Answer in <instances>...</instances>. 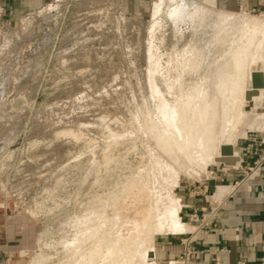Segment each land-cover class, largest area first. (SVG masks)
<instances>
[{"label": "rangeland", "instance_id": "1", "mask_svg": "<svg viewBox=\"0 0 264 264\" xmlns=\"http://www.w3.org/2000/svg\"><path fill=\"white\" fill-rule=\"evenodd\" d=\"M169 1L52 0L0 21V264H136L145 255L152 264L165 239L181 243L177 261L184 264L192 248L184 240L217 215L211 178L226 162L199 177L159 141L183 136L186 95L207 89L226 62L219 34L231 28L218 23L217 9L243 12L225 15L238 22L264 17V0H217L214 17H202L212 10L207 2L180 16L173 10L187 2ZM236 100L231 120L254 111V99L240 107ZM244 146L264 151V130L239 140L237 153ZM245 165L233 170L242 185ZM187 200L200 209L185 213ZM182 222L195 229L184 233ZM111 247L113 255L104 257Z\"/></svg>", "mask_w": 264, "mask_h": 264}, {"label": "bare ground", "instance_id": "2", "mask_svg": "<svg viewBox=\"0 0 264 264\" xmlns=\"http://www.w3.org/2000/svg\"><path fill=\"white\" fill-rule=\"evenodd\" d=\"M163 1H165V0H163ZM185 1L187 2V4L184 5V8L182 7L184 10H182L181 8L180 9L178 8L177 11H175V10L172 9L173 7L171 8V10L176 12L175 13L176 15H177V13L179 15H180V13H181V15H182V13H184L183 15L185 16V15H187L188 11H189L190 14L192 13V11H190L191 7L197 8L198 7L197 6L198 3L207 2L209 5H211L212 10L211 9H209V10L201 9V11L203 10L202 17L203 16L205 17V15H206L205 13H208L209 11H210V14H212L211 17H214V13L215 12L213 13L212 11H213V8H214V11L217 9V8H215L216 5H217V0H196V1L195 0H185ZM91 2H93V1H91ZM167 3H168V1H167ZM164 4H166V2ZM156 5L159 6V7H157V6L156 7L158 8V10H160L159 8H161V7H160L159 3L156 4ZM179 6H181V3H180ZM179 6H177V7H179ZM199 7H201V6H199ZM202 7H204V6L202 5ZM157 8L154 11H157ZM175 8L176 7H174V9ZM197 9H199V8H197ZM171 10H169V11L171 12ZM217 11L219 12V14L216 13L215 15L218 16V19H219L218 23L221 22V23H223V26H224V24H226V27L229 26L231 28V30H230L231 32L230 31L227 32L228 35L227 34L221 35L223 33V31H224L223 29H221V30H223V31H221L222 33L218 31V34L221 33L219 35L221 37L223 36L220 39L221 40L220 44H221V46H225L226 47V53L224 52L225 51L224 50L223 53H225V54H224V56H223V58L221 60L222 61H226V62H224V64H223L219 60V62H221V64H223V65L220 64L221 66L219 65L220 66L219 68L221 69L220 70V74H219V76H215V74H214V76L211 77V81L207 80L209 78L206 79V81H210L209 82V87L207 89L199 90L198 87L200 85L197 88L194 86L196 88V90L192 94L186 95L187 96V97H185L186 98V101H185L186 112L184 111L185 113H184V132H183L184 134H183V136L182 135H179V136H173V135L171 136L170 135L171 136L170 138H163L161 141H159V142H162V145H164L165 147L169 146V147H171V150L178 151L181 154V156L183 157V161H184L183 165L184 164L186 165L185 166L186 168L184 166L183 167L185 169L188 168V170H190L191 172L199 175V177H203L204 175H206V170L208 169L207 166L211 165L212 163H214L216 161H224V162H226L228 164L231 163L232 161H234L236 158L239 157L237 151L235 150V147H236L238 141L239 140H246V139H248L250 137V134H253L255 132L264 130V113H262L260 111V110H262L264 108V106L262 107V101L264 100V84L263 85L260 84L261 82L264 83V70L263 69H259V65L260 64H264V17L251 16L249 18H242V21L240 20V21L237 22V21L234 20L235 18L232 19V18H229V17H227L225 15L233 14V15H240L241 16V15H244L243 12H241V13L240 12H227V11H222V10H219V9H217ZM154 13L157 14L156 12H154ZM158 14H160V13H158ZM196 14L197 13H195L194 15H196ZM171 15H172V13H171ZM171 15H169V12H168V16H171ZM155 16L157 17V15H155ZM173 16H174V13L171 16L172 18L171 17L170 18L173 19ZM180 16H179V18H180ZM209 16L210 15H207V17H209ZM197 17L198 16H196V18ZM187 18H188V16H187ZM199 18H201V16ZM181 19L183 20L184 18L181 17ZM188 19H190V18H188ZM198 19H196V20H198ZM236 19H237V16H236ZM176 20H177V16H176ZM176 20H173V21L175 22ZM191 20H192V17H191ZM205 21H206V19H205ZM207 21H209V20H207ZM177 22H176V24H177ZM192 23H191V25H192ZM207 23H210V22H207ZM213 23H214V21H213ZM237 23H239V24H237ZM206 26H207V24H206ZM216 26L214 27V29L216 28ZM218 27H220V26H218ZM210 28H211V26H210ZM228 29H227V31H228ZM207 30H209V29H207ZM198 34H199V32H198ZM209 34H210V30H209ZM215 36L217 38L218 35H215ZM207 42H210V41H207ZM204 45H206V44H204ZM207 45H209V44H207ZM213 46L214 45L212 43V47ZM217 46H218V43H217ZM207 48H209V47H207ZM195 49H197V48H195ZM221 49L222 48H220L219 50H221ZM202 51H203V49H202ZM205 51L206 50H204V53H205ZM215 55H216V53H215ZM215 55H213V56H215ZM207 56H209V55H207ZM202 59H204L203 56H202ZM197 60H198V58H197ZM215 62H217L219 64L218 61H215ZM196 64H197V62H196ZM204 65H206V64H204ZM207 69H209V68H207ZM213 69H215V68H213ZM195 70H196V68H195ZM215 71H217V70H215ZM192 73H194V71H192ZM209 74H211V72ZM195 76L197 77V74H195ZM196 77H194V78H196ZM195 83H197V82H195ZM201 83H204V82L202 81ZM201 83H198V84H201ZM188 85H189V83H188ZM258 93H260V94H258ZM239 97H240V100H241V103H240L241 105H238L239 107L243 106L245 104L246 99L252 98V99L255 100V102H254L255 103L254 104L255 105V109H254V111L252 113H249V114L243 113L242 112L243 110L242 111H238L236 117H234L231 120L230 117H229V113H231L230 112V111H232L231 109H235V105L233 104V102L236 101L234 103H237L238 100H236V99H238ZM232 106H234V108H232ZM181 107L184 108L183 105ZM238 110H240V108H238ZM230 115H232V113ZM152 124H154V123H152ZM177 124H180V123L177 122ZM174 128H175V126L173 127V129ZM176 128H178V126ZM152 131H154V129L151 130V132ZM160 132H161V130H160ZM175 132H176V130H175ZM180 134H182V133H180ZM162 148H164V147H162ZM159 149H160V147H159ZM165 154H166V152H165ZM177 155H179V154H177ZM168 157H172V156L168 155ZM239 162L240 161H238V162L236 161L235 164H237ZM177 163H178V161H177ZM178 164H180V163H178ZM182 172H183V170H182ZM185 172H189V171L185 170ZM185 174L187 175V173H185ZM191 176H192V174L189 177H191ZM192 178H194V176ZM216 193L217 194H221V193L225 194L226 193V189L225 188H218L216 190ZM232 193H233V191H232ZM219 197L221 198V196H219ZM150 221H148V222H150ZM176 225H174V226H176ZM152 227L154 228V225H152ZM174 228H176V227H174ZM96 229H97V227H96ZM134 229H137V228H134ZM153 230H155V229H153ZM151 232H152V229H151ZM131 234H133V233H131ZM129 235H128V237H129ZM143 235H144V233H143ZM147 235L148 234H146V236ZM118 237L120 238L121 236H118ZM144 237H145V235H144ZM124 239H126V238L124 237ZM114 240H115V238H114ZM136 240H138V239H136ZM144 240H146V238ZM110 241H111V238H110ZM107 242H105V244H107ZM77 243H80V242H77ZM77 243H76V245L78 246ZM116 243H118V242H116ZM105 244H104V246H105ZM139 247H140V244H139ZM146 250H147V248H146ZM102 251L103 250L100 249L99 253L101 254ZM127 251H130V250L128 249ZM135 251H137V249ZM99 253L97 255H99ZM113 253H114V251L112 250V247H111V250L104 249V253L103 254H104V257H107L109 255H113ZM144 253H145V251H144ZM93 254L94 253H92V255ZM131 257H133V256H131ZM145 257H146V255L142 259L139 258L140 262L138 261L139 260L138 258H137L138 260L135 259L136 260L135 263L137 264V261H138L139 262L138 264H145ZM70 258H69V260H70ZM96 258H97V256H96ZM90 259H91V262H94V261H92L93 257H91ZM100 260H102V259H100ZM119 260H121V259H119ZM124 260H126V259H124ZM131 261H133V260H131ZM107 262H109V261H107ZM83 264H87V262H85ZM99 264H105V262L104 263H99Z\"/></svg>", "mask_w": 264, "mask_h": 264}, {"label": "crops", "instance_id": "3", "mask_svg": "<svg viewBox=\"0 0 264 264\" xmlns=\"http://www.w3.org/2000/svg\"><path fill=\"white\" fill-rule=\"evenodd\" d=\"M51 1L0 0V9L4 11L0 21H15ZM258 1L254 5L262 6V1ZM239 153L245 166H253L256 161L264 157V151L253 146H244ZM238 164L234 167L235 169L239 167ZM220 166L223 168L215 169V175L211 181L213 184L218 183L212 199L221 204L217 215L198 234L197 241L191 244L192 249L198 252L193 255L191 264H215L212 255L207 252L215 250L225 251L220 255V264H238L239 262L264 264V164L260 174L240 188L234 185V183H240V174L231 169L225 170L224 165ZM218 188H225L226 193L217 194ZM187 201L186 203H190V209H187L185 213L189 214L200 209L201 203L198 201ZM182 224L184 233L195 229L184 222ZM182 249L181 243L174 239L160 241L152 251L155 252L152 264H177L178 253Z\"/></svg>", "mask_w": 264, "mask_h": 264}, {"label": "built area", "instance_id": "4", "mask_svg": "<svg viewBox=\"0 0 264 264\" xmlns=\"http://www.w3.org/2000/svg\"><path fill=\"white\" fill-rule=\"evenodd\" d=\"M240 158H241V160L239 162V167L238 168H241V166L244 164L243 158L241 156H240ZM263 164H264V157L262 159H260L259 161H256L253 164V166H248L247 167L246 180H245L246 184L249 181L255 179L260 174V172L262 170V167H263ZM238 168L235 169L234 167H224L225 170H227V169H229V170L230 169L231 170H237ZM243 183H244V180L242 182H240V183H235L234 185H238L239 188H240L241 186H243L242 185ZM219 204H221V203H219ZM208 225H209V222L205 226L202 225L198 229L197 235H195V237L192 236L189 239L184 240V247L185 248L191 247V244L197 241L198 234L202 231V229H204ZM207 252H209L212 255L213 261L215 262V264H220V255H221V253H223L225 251L224 250H215V251H207ZM197 253L198 252L194 251L192 248H188V251H187V253H186L185 257H184V264H191L193 255H195ZM238 264H246V263L239 262Z\"/></svg>", "mask_w": 264, "mask_h": 264}, {"label": "water", "instance_id": "5", "mask_svg": "<svg viewBox=\"0 0 264 264\" xmlns=\"http://www.w3.org/2000/svg\"><path fill=\"white\" fill-rule=\"evenodd\" d=\"M260 84L263 85L264 83L261 82ZM261 85H260V86H261ZM240 160H241V159H240V156H239L238 158H236L234 161H232V162L229 163V164H227V163H223V162H220V165H224L225 167H234L236 161L238 162V161H240Z\"/></svg>", "mask_w": 264, "mask_h": 264}]
</instances>
